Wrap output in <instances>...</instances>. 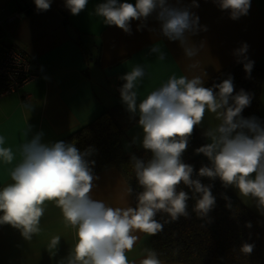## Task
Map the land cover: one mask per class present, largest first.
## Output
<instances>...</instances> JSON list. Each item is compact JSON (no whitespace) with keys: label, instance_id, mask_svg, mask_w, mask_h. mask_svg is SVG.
<instances>
[{"label":"clouds","instance_id":"clouds-1","mask_svg":"<svg viewBox=\"0 0 264 264\" xmlns=\"http://www.w3.org/2000/svg\"><path fill=\"white\" fill-rule=\"evenodd\" d=\"M37 12L47 11L52 0H34ZM89 0H65L72 15L84 11ZM221 11L229 12L230 19L246 16L251 0H213ZM197 0L183 5L180 0H103L95 6V15L109 26L115 25L131 34V22L139 21L137 31L145 28L149 17L159 22L160 35L169 41L179 42L184 58L190 61L188 70L199 69V74L171 76L167 82L151 91L144 99L138 96V87L145 76L142 65L120 77L124 81L119 92L126 110L136 117L142 129V147L151 153L149 159L131 157V166L142 191L136 194V205L110 206L93 198L94 160L88 157L95 151L89 147L79 151L74 144L58 141L43 143V132L28 138L31 126L26 128L23 142L14 153L6 147V138L0 135V163L11 165V183L0 188V225L18 229L26 241H31L42 229L41 220L47 205L60 209L66 227L75 229L76 243L66 258L58 264H135L128 253L132 252L140 234L155 236L163 231L164 224L156 219L166 214L165 223L189 218L188 201H195L192 212L210 223L209 213L216 206L213 185L203 184L201 177L219 180L224 188H235L243 200L254 201L264 215V122L255 116L243 117L251 105L253 94L240 89L234 91L233 77L228 75L220 83L205 87L207 73L197 57L205 51V42L196 44L191 39L206 26L199 24V16L192 11L198 8ZM249 45L233 51L236 62L243 65L246 78H250L254 61L247 56ZM159 60L166 54L156 45L149 49ZM25 107L31 110L30 104ZM212 114L218 123L204 132L209 141L195 149L203 154L208 165L200 167L194 176V167L183 161L196 126H201L206 115ZM135 140V138H134ZM186 186L190 192L181 190ZM133 189H125V199ZM225 199H228L225 197ZM228 207H231L230 203ZM251 222L245 227L251 228ZM61 240L53 236L48 251L54 254ZM255 245L243 243L240 251L250 255ZM140 264H162L158 253L145 249Z\"/></svg>","mask_w":264,"mask_h":264},{"label":"crops","instance_id":"crops-1","mask_svg":"<svg viewBox=\"0 0 264 264\" xmlns=\"http://www.w3.org/2000/svg\"><path fill=\"white\" fill-rule=\"evenodd\" d=\"M101 2L103 0H89L84 11L72 15L65 7V0H52L50 9L43 12H37L33 5L28 13L24 12L34 0H0L3 26L0 48L12 44L21 47L27 52L31 66L41 71L39 77L25 87L30 99L24 105L20 92L10 94L0 90V135L5 136V146L11 147L14 153L29 126V139L43 132V143H55L88 124L105 109L126 108L115 89L124 83L120 77L138 64L145 69L138 87L140 100L173 75L199 74V69L188 70L191 62L184 58L179 42L160 35L159 22L154 16L148 18L147 26L140 31H137L140 22L132 21L129 35L115 25L104 24L95 15V6ZM127 2L135 4V0ZM170 2L175 4L177 0ZM197 2L199 7L192 11L207 31L191 39L196 44L205 42V51L197 57L207 73L204 86L215 75L237 63L233 51L242 43L249 45L248 58L264 71V0H251L248 14L238 20L230 19L229 12L221 11L213 0ZM180 3L188 5L191 0H180ZM16 13L20 16H15ZM154 45L162 48L165 60L149 53ZM258 97L259 115L264 121V75ZM25 104H30L31 110ZM138 119L137 115L133 126L120 140L124 154L143 148V132ZM217 123L212 114H207L203 124L195 127L204 144L209 142L204 136L205 130ZM195 149L189 144L183 156H195ZM18 160L17 155L11 165L0 163V188L12 182L9 173ZM94 174L98 177L93 181L94 199L113 207H133L130 196L124 198L127 186L114 168ZM229 188L246 208L264 219L254 201L243 200L235 188ZM40 227L42 231L26 241L18 229L0 225V264H58L66 258L76 243V230L65 226L60 209L53 203L47 205ZM53 236L61 237L54 254L48 251ZM149 239L151 236L140 234L133 251L127 254L130 261L140 264L146 256L144 250L152 249Z\"/></svg>","mask_w":264,"mask_h":264},{"label":"trees","instance_id":"trees-1","mask_svg":"<svg viewBox=\"0 0 264 264\" xmlns=\"http://www.w3.org/2000/svg\"><path fill=\"white\" fill-rule=\"evenodd\" d=\"M254 64L250 78H246L243 65L235 63L228 69L218 73L206 84L212 87L232 75L234 91L240 89L253 94L251 105L244 109L245 118L255 116L264 122L259 115V97L263 83L264 71ZM4 85L0 82V90ZM135 123V117L121 106L105 109L93 118L88 124L78 128L60 141L72 143L84 152L89 147L95 149L88 157L94 160L93 172L107 168H114L127 187L133 189L130 196L132 206L136 205V194L142 191L135 178L131 166V157L149 159L151 153L145 149H137L129 154L122 153L120 140L130 126ZM189 144L195 149L204 145V141L196 128H194ZM183 161L194 167V176L201 166L208 165V159L203 154H186ZM203 184H212V193L216 197V206L209 213L210 223L198 218L192 208L195 201H188L190 217H181L178 221L165 223L169 217L158 214L156 219L164 224L163 231L151 236L152 250L158 253L159 259L166 264H264V219L246 208L234 195L231 189L224 188L219 178L212 181L201 177ZM181 190L189 192L184 186ZM227 197L228 199H225ZM231 207H228V205ZM251 222V228L245 227ZM254 244L250 255L240 251L243 243Z\"/></svg>","mask_w":264,"mask_h":264},{"label":"built area","instance_id":"built-area-1","mask_svg":"<svg viewBox=\"0 0 264 264\" xmlns=\"http://www.w3.org/2000/svg\"><path fill=\"white\" fill-rule=\"evenodd\" d=\"M32 5H35L33 3ZM15 16L19 17L20 13ZM0 20V30L2 29ZM41 71L30 64L27 52L17 45H7L0 48V82L3 83L4 93L20 92L21 103L24 105L30 99V93L25 87L39 77ZM121 86H116L118 90Z\"/></svg>","mask_w":264,"mask_h":264},{"label":"water","instance_id":"water-1","mask_svg":"<svg viewBox=\"0 0 264 264\" xmlns=\"http://www.w3.org/2000/svg\"><path fill=\"white\" fill-rule=\"evenodd\" d=\"M32 7H34V6L32 5V6L28 7V8L25 10L24 13H28V12H30V11L32 10Z\"/></svg>","mask_w":264,"mask_h":264}]
</instances>
